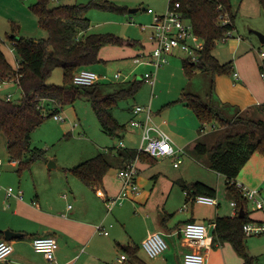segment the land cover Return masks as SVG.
<instances>
[{
    "label": "crops",
    "instance_id": "1",
    "mask_svg": "<svg viewBox=\"0 0 264 264\" xmlns=\"http://www.w3.org/2000/svg\"><path fill=\"white\" fill-rule=\"evenodd\" d=\"M88 31L81 33L80 37L90 35ZM122 40L124 45L121 47L106 46L102 48L100 58L103 62L97 65H106L108 67L112 63L122 64L127 59L132 60L134 63L135 57L149 54L153 49L150 35L148 41L145 42L134 43L125 39ZM229 52L232 55L230 58H226L227 60L221 58V51H217V49L213 54L221 64L232 62L234 72L238 74V77L216 76L213 78L212 76L215 85L214 92L216 93L210 104L218 107L228 120L244 116L250 120L264 122V81H262V72L260 70L262 65L260 66L258 60L249 51L242 52L241 44L239 43L236 44L233 52ZM6 60L10 64L7 57ZM19 66V60H17V69ZM95 66L88 69L101 76L102 80L99 83L120 84L115 83L117 81L115 77L111 81L107 75L96 72L94 70ZM120 66L117 65V67ZM144 66L147 69L151 68L148 65ZM176 66L170 65L168 72L172 75L175 74ZM139 67L135 66L130 75H132L133 71H137ZM182 70L184 72L183 65ZM201 73L204 72H197L195 75ZM128 77L129 74L125 79H128ZM185 77L187 78L186 75ZM188 82L190 86V80ZM184 89L181 92V96L163 103V109L159 117H153V122L170 136L176 147L184 149L187 154L192 152L200 139L211 133L207 132L197 135V132L198 134L200 133V123L194 112L181 102L182 95L185 93ZM152 91H154L153 88ZM190 93L193 94L191 91ZM230 107L236 108L229 110L228 108ZM173 108H175L176 114L172 113L171 110ZM60 114L64 117L63 122L78 116L75 108L67 111L63 110ZM131 115L129 121L135 117L134 112ZM70 123L72 128H74L73 121ZM125 148L138 150L129 144H125ZM107 149L110 148H106L104 151L106 152ZM168 159L172 158L163 160ZM0 162V182L6 186L8 182L15 181V179L10 171V173H7L8 170H1L4 164L1 160ZM157 163V160L156 162L139 160L137 164L139 169L137 184L140 188V194L135 198V201L128 202H131L137 212L151 214V217L149 216L146 221L143 220L146 230L139 236L137 233L133 234L129 231L124 233L120 231V228L119 230L113 226V222H109V215L113 213L114 209L111 212L106 211L108 210L106 204L96 194V189L86 186L72 173L65 171L76 166L64 169L66 177L49 178L43 189L36 181L32 183L26 180L19 182L17 185L15 184V189L9 187L14 193L19 191L23 193L22 201L15 197L7 198L8 188H2L0 185V232L2 233L0 240H5L4 232L7 230L22 235L20 238L11 241L14 251L8 259L1 261L0 264H120V259L124 260V263L121 264H183L184 255L193 249L183 239L181 234L186 223L211 224L214 223L217 217H235L238 211L231 204L237 201L226 191L225 183L221 185L218 182L217 188H215L212 183L207 182L206 184L217 190L215 199L218 204L210 206L195 201L188 203L186 194L182 189L181 193L177 189V187H180L178 185L179 181H185L183 174H181L179 179L177 178L178 176H174L164 180L158 189V183L161 182V177L159 176H162V172L158 170L155 172L158 167ZM18 166V161L11 162L13 172L15 170L17 173ZM53 168H56V166L50 169ZM116 169L114 179L108 172L104 178L103 185L100 187L108 197L117 196L121 191L122 184L117 178L119 168ZM217 175L221 179L224 178L219 174ZM152 180L154 181L152 182ZM237 181L250 189L260 190L264 197V155L261 153L252 155L240 171ZM171 198H174V201L179 206L186 203V212L179 216L178 223L174 227L172 226L175 224L176 219L173 218V215L166 213L165 217L162 218V226L167 227L168 223L171 225V228L167 230V236L171 239L173 247H171V251L166 256H163V259H160V257L151 259L147 254L143 255L139 252V245L143 243L149 234L155 232L160 234L157 228L160 217L153 214L159 210L160 206L156 208L153 203H158L160 200L168 203ZM249 203L247 202L245 207V213L248 218L253 222L263 221V213L250 206ZM70 206L71 208H69ZM118 215H120V212H118ZM98 226L107 231L108 235L99 232L97 230ZM210 230L213 234L214 229L211 228ZM46 236L55 237L58 243L54 263L47 262L41 254L34 251L32 246L34 238ZM123 246L136 248V256L132 255L131 252H124L122 250ZM252 249L253 247L250 245L248 248L250 256L256 257L260 264H264V260L260 256L253 254ZM207 264H242V259L231 244H216L210 252Z\"/></svg>",
    "mask_w": 264,
    "mask_h": 264
},
{
    "label": "trees",
    "instance_id": "2",
    "mask_svg": "<svg viewBox=\"0 0 264 264\" xmlns=\"http://www.w3.org/2000/svg\"><path fill=\"white\" fill-rule=\"evenodd\" d=\"M55 0H37L31 11L38 18L39 27L48 33V38L35 40L27 37L12 38L19 60V69L15 72L6 60L0 47V77L19 75V86L22 98L18 101H7L0 96V133L7 140V151L10 161H18L17 173L21 175L29 170L34 162L45 161L46 152L31 147L34 131L45 120L62 112L67 106H74L86 99L101 126L102 131L110 137H120L127 131L114 116L113 110L121 100L134 97L145 83L144 80L123 84L97 83L93 86H77L73 83L75 74L82 70L101 64L102 48L124 45L119 37L112 34H91L80 37L88 31L91 21L87 12L91 7L107 11H122L121 8L105 3L89 5H61L51 7ZM264 11V0H258ZM181 5V12L194 28L195 35L204 41L197 63L183 60V69L188 78L197 72L210 73L216 76H233L232 62L221 64L214 56L218 44L228 39L235 30L234 16L230 0H172ZM228 15L229 23L223 25L220 17ZM135 43V42H134ZM61 68L63 86L48 84L51 73ZM264 73V65L260 68ZM212 78V79H213ZM212 80L211 93L214 92ZM46 101V102H44ZM181 102L190 108L200 123V133L207 125H219L222 128L242 126L240 130H227L213 144L198 141L193 149L199 157L208 158L209 168L225 178L226 191L237 202L235 217H217L214 221V245L229 243L233 246L242 264H260L256 257L250 256L246 247L243 226L253 222L245 213L240 218L241 207L247 206V200L231 182L237 177L255 153L264 155V122L236 118L228 120L218 107L205 103L202 98L192 93H183ZM45 106V111L39 109ZM47 112V113H46ZM234 121V122H233ZM214 125V126H215ZM138 156L137 150L118 147L107 149L82 164L66 171L88 187L97 189L103 185L105 176L113 168H124ZM139 160L154 162L156 159L147 154H140ZM186 194L187 202L195 201L199 196L216 198L217 190L206 183L196 181L179 182ZM2 233L0 232V236ZM124 252L136 256L137 249L123 246Z\"/></svg>",
    "mask_w": 264,
    "mask_h": 264
},
{
    "label": "rangeland",
    "instance_id": "3",
    "mask_svg": "<svg viewBox=\"0 0 264 264\" xmlns=\"http://www.w3.org/2000/svg\"><path fill=\"white\" fill-rule=\"evenodd\" d=\"M169 1L170 0H55L51 4V7L111 3L121 8L122 11H107L96 7H91L88 10L86 15L91 21V28L88 34H112L120 39L139 43L148 41L150 35L149 27L153 24L154 15H165L169 9ZM230 1L231 11L234 16L235 31L230 38L218 44L217 51H221V58L227 60L226 58H230L232 55L229 51L233 52L234 47L239 43L241 44L242 52L249 51L254 55L256 60H258L260 66L264 65V57L261 56L262 53L264 54V43L261 42L259 36L256 34L260 33L264 36V11L261 9L259 1ZM36 2L37 0H0V47L15 72L17 71L18 57L14 49L12 38L27 37L35 40L48 38L47 31L39 27L38 18L31 11L32 6L35 5ZM149 9H152L155 14H149ZM130 10H137V12L130 13ZM186 58L187 56L184 53H177L174 57H169V65L164 66L158 72V79L154 91H152V86L146 82L142 84L134 97L118 102V105L113 110V114L121 124H126L127 126V131L120 137L114 138L106 135L102 131L90 103L86 99L80 100L74 106H67L64 109L65 111L72 108L77 110L78 116L72 118L74 120L69 118L66 122H60L56 121L52 116L45 120V122L34 131L31 138V147L44 150L46 152V160L34 162L29 170H25L19 175L15 170L13 172L7 151V140L5 136L0 133V160L4 164L1 170H8L7 173L10 171L15 179V181L8 182L6 186L0 182L2 188L5 187L9 189V187H12L15 189V186L19 182L21 183L26 180L32 183L36 181L43 189L44 185L48 183L49 178L66 177V170L64 171L66 167L78 166L94 158L98 154L104 153L106 148L118 147L121 143H124V145L129 144L134 146L135 149H139L141 144L140 130L131 127L129 121L132 112H134L137 106L146 108L151 106L152 117H159L163 109V103H167L172 98L181 96V92L184 88L185 93H190L191 91L193 94H199L205 103H210L216 93H211L212 75L210 73H201L194 75L192 78L187 77V79L182 70L183 60ZM117 65L121 66L117 67ZM170 65H177L175 67L176 72L173 75L168 72L170 69L168 67ZM135 66L140 67L130 75ZM94 70L96 72H101L103 75H107L111 81L117 73H121V79L118 80V82L114 81L115 83H126L133 82L134 80L142 81V76L146 73H150L154 69L153 67L147 69L144 65H136L132 60L127 59L122 62V64L112 63L108 67L106 65H96ZM128 74V79H125ZM189 80L191 82L190 86L188 85ZM47 81L48 84L63 86L62 69H55ZM8 93L13 95L12 101L16 102L22 98V91L15 83L6 85L0 95L5 96ZM234 108L230 107L228 109L232 110ZM171 111L176 114L175 108ZM141 117L140 115L139 118ZM240 118L248 119L244 116ZM71 121H73L72 124H74V128H72ZM214 125L211 124L206 126V131L211 134L203 137L199 141L213 144L218 137L227 130L242 129V126L222 128L218 124L215 125L216 128H214ZM197 135L202 134H198L197 132ZM182 159L183 162L179 165V168L174 166V158L168 160L156 159L158 161L156 164L158 167L155 169V172H157V170L162 172V176H159L161 177V182L158 183V189L161 187L164 180L174 176H178L177 178L179 179L181 174H183L184 182L186 183L196 181L203 183L210 182L215 188H217L218 182L224 185L225 179H221L217 173L213 172L208 167L207 157H199L192 150V152L183 156ZM51 163L55 164L56 168L50 169L49 165ZM116 170V168H113L109 171L113 179ZM153 181L154 180H152V182ZM177 189L181 193V187H177ZM184 204L179 206V204L174 201V198H171L168 203L161 200L158 203H153L156 208L160 206L159 210L157 212L155 211L153 214L159 215L160 217L157 228L167 243V249L159 256L160 259H163V256H166L168 252L171 251V247H173L171 239L167 236V230L171 228V225L168 223L167 227H164L161 225V220L165 217L166 213L173 215V218L176 219L175 224L172 226L174 227L178 223L179 216L186 212L185 206H187V204ZM249 205L254 207L251 202ZM118 212H120V215H118ZM149 216L151 217L150 213L137 212L133 208L131 202L126 201L123 206L114 208L113 213L109 215V222H113V226L117 229L120 228L121 230H119L124 233L129 231L133 234L137 233L139 236L145 232L146 227L144 226V221H146ZM250 245L253 247L252 253L260 256L264 260V235L247 237V250ZM139 247V252L146 255L147 253L144 251L142 244L139 245Z\"/></svg>",
    "mask_w": 264,
    "mask_h": 264
},
{
    "label": "built area",
    "instance_id": "4",
    "mask_svg": "<svg viewBox=\"0 0 264 264\" xmlns=\"http://www.w3.org/2000/svg\"><path fill=\"white\" fill-rule=\"evenodd\" d=\"M148 13L151 15L155 14L152 9H149ZM220 19L223 25L230 21L228 15H222ZM149 29L151 30L150 41L153 43V49L149 54H142L135 57L134 63L136 65L153 67L154 70L146 73L142 77V80L149 83L154 89L157 72L169 64V57L175 56L177 53H184L187 56L185 60L197 63L200 59V52L204 49V41L195 35L193 25L183 17L180 3L172 2V0L169 1V9L165 15H154L153 24L150 25ZM231 36L232 33L228 37L230 38ZM261 56L264 57V54L262 53ZM233 76L238 77V74L234 73ZM261 76L264 80V73ZM115 79L117 81L120 80L121 73H117ZM101 80V76L94 71L82 69L75 74L73 83L77 86H93ZM10 83H15L20 88L19 75L16 74L14 78L0 77V94L3 88ZM1 97L7 101H12L13 95L8 93ZM39 109L45 111V106L41 105ZM134 115L135 117L130 121V125L140 130L141 144L137 150V158L117 171V178L122 184L121 191L117 196L108 197L102 189H96V194L103 199L109 212L116 206L123 205L125 201H135V198L139 196L140 188L137 184L139 169L137 164L141 153L147 154L154 159L174 158V166L176 168L183 162L182 157L186 155L184 149L176 147L170 136L153 122L151 106L147 108L135 107ZM140 115L142 116L141 118H139ZM54 119L60 122L64 121V117L60 113L54 115ZM213 127L216 128L215 126ZM202 133H207L206 128L202 130ZM118 148L124 149V143H121ZM231 183L241 192L247 202H251L255 209L262 212L264 216V197L261 191L250 189L237 180ZM12 197L22 201L23 193L21 191L14 193L11 189H8L7 198ZM195 202L210 206L218 204L215 198L207 196H199ZM231 205L236 207L235 203ZM211 228L215 229L216 224L186 223L181 234L183 239L193 249L184 255L183 264H207L214 245V236L211 233ZM97 230L104 235H108V232L102 229L101 226H98ZM243 232L246 237L264 235V220L245 224L243 226ZM32 246L34 251L41 254L47 262H55L56 251L58 249V243L55 237H36L32 240ZM142 247L147 255L153 259L159 257L166 251L167 243L161 234L155 232L148 235L143 241ZM13 251L12 242L0 240V262L8 259ZM119 263H124V260L120 259Z\"/></svg>",
    "mask_w": 264,
    "mask_h": 264
},
{
    "label": "water",
    "instance_id": "5",
    "mask_svg": "<svg viewBox=\"0 0 264 264\" xmlns=\"http://www.w3.org/2000/svg\"><path fill=\"white\" fill-rule=\"evenodd\" d=\"M135 12H137V10H130V13H135ZM256 34L259 36L261 42L264 43V36L261 35L260 33H256ZM49 167H50V168H51V167H55V164L51 163V164L49 165ZM239 216H240V218H244V216H245V210H244V207H241V209H240V215H239ZM21 236H22L21 234H19V233H15V232H13V231H11V230H7V231L4 232V239H5L6 241H9V242H11V241H13V240H15V239H18V238H20Z\"/></svg>",
    "mask_w": 264,
    "mask_h": 264
}]
</instances>
